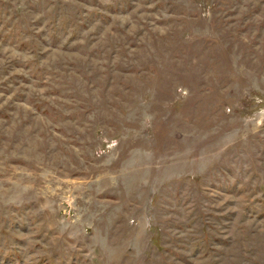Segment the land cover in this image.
<instances>
[{
    "label": "rangeland",
    "instance_id": "rangeland-1",
    "mask_svg": "<svg viewBox=\"0 0 264 264\" xmlns=\"http://www.w3.org/2000/svg\"><path fill=\"white\" fill-rule=\"evenodd\" d=\"M0 264H264V0H0Z\"/></svg>",
    "mask_w": 264,
    "mask_h": 264
}]
</instances>
